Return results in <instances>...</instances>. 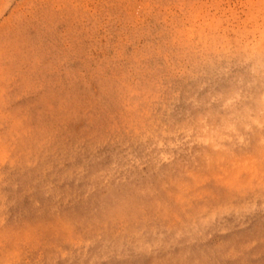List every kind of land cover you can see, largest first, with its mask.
I'll return each instance as SVG.
<instances>
[{
	"label": "rangeland",
	"instance_id": "374dc122",
	"mask_svg": "<svg viewBox=\"0 0 264 264\" xmlns=\"http://www.w3.org/2000/svg\"><path fill=\"white\" fill-rule=\"evenodd\" d=\"M0 264H264V0H0Z\"/></svg>",
	"mask_w": 264,
	"mask_h": 264
}]
</instances>
